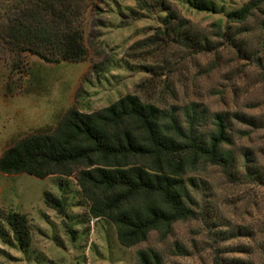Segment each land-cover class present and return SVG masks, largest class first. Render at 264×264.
Instances as JSON below:
<instances>
[{"label": "rangeland", "instance_id": "rangeland-1", "mask_svg": "<svg viewBox=\"0 0 264 264\" xmlns=\"http://www.w3.org/2000/svg\"><path fill=\"white\" fill-rule=\"evenodd\" d=\"M141 1L144 7L137 0L87 2L83 30L88 52L82 61L47 63L29 55L25 70L12 72L0 59V156L27 134L52 130L73 106L91 112L129 93L161 107L196 103L209 116L226 112L264 119V66L254 58L259 55L264 64L260 15L236 34L239 23L224 13L198 11L187 0ZM210 1L233 10L246 0ZM167 12L183 20L201 44L163 35ZM141 40L146 45L139 48ZM232 124L239 177L216 167L196 172L206 182L205 191L196 195L198 207H209L206 221H179L165 239L153 231L132 247L119 243L112 222L90 216L75 175L0 172V264H139L137 252L149 248L161 254L162 264H264V128L236 119ZM245 153L256 177L243 176ZM45 191L64 199L65 218L45 204ZM13 210L28 218L26 251L14 243L3 219Z\"/></svg>", "mask_w": 264, "mask_h": 264}, {"label": "trees", "instance_id": "trees-1", "mask_svg": "<svg viewBox=\"0 0 264 264\" xmlns=\"http://www.w3.org/2000/svg\"><path fill=\"white\" fill-rule=\"evenodd\" d=\"M88 1L0 0V59L10 64L12 72H23L29 55L47 63L84 60L88 50L83 15ZM187 2L198 11L224 13L230 22L240 24L236 34L247 31L244 25L260 15L264 32V0H246L233 10L210 0ZM137 4L144 7L145 2L137 0ZM162 24L163 35H172L179 43L201 44V38H191L185 22L173 12H167ZM145 41L136 44L141 48ZM254 58L264 66L259 55ZM233 119L264 128V119L247 114L209 116L196 103L161 107L129 93L91 112L73 106L52 130L20 138L0 156V172L38 178L75 175L90 216L112 222L119 243L132 247L145 242L153 231L165 239L175 223L206 221L210 216L207 205L198 207L196 195L205 191L206 182L196 172L216 167L229 177L239 174L232 150L237 131ZM244 157L243 176L256 177L257 170L248 166V153ZM43 198L59 216H67L63 198L50 191ZM3 219L14 243L26 251L31 243L27 216L13 210ZM68 231L73 238L74 232ZM177 249L184 251L182 246ZM137 259L139 264H162L161 254L152 248L139 250Z\"/></svg>", "mask_w": 264, "mask_h": 264}]
</instances>
